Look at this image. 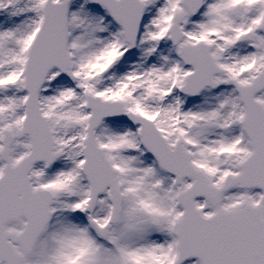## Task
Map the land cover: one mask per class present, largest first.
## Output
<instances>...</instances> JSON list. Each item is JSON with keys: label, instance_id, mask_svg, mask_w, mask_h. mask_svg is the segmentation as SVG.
Here are the masks:
<instances>
[{"label": "snow or ice", "instance_id": "obj_1", "mask_svg": "<svg viewBox=\"0 0 264 264\" xmlns=\"http://www.w3.org/2000/svg\"><path fill=\"white\" fill-rule=\"evenodd\" d=\"M0 264H264V0H0Z\"/></svg>", "mask_w": 264, "mask_h": 264}]
</instances>
